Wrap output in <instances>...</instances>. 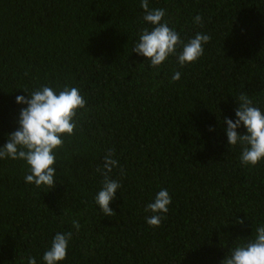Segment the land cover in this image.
Returning a JSON list of instances; mask_svg holds the SVG:
<instances>
[{
    "label": "trees",
    "instance_id": "1",
    "mask_svg": "<svg viewBox=\"0 0 264 264\" xmlns=\"http://www.w3.org/2000/svg\"><path fill=\"white\" fill-rule=\"evenodd\" d=\"M140 4L0 0V147L19 127L24 90L68 85L87 101L57 152L54 188L26 183L24 161L0 160V264H45L54 235L69 231L58 264H221L264 225V159L242 165L223 123L241 93L264 111V0H148L185 42L211 37L195 63L170 56L158 68L132 51L152 27ZM112 149L121 187L108 217L94 197ZM161 189L171 204L152 227L145 208Z\"/></svg>",
    "mask_w": 264,
    "mask_h": 264
},
{
    "label": "clouds",
    "instance_id": "2",
    "mask_svg": "<svg viewBox=\"0 0 264 264\" xmlns=\"http://www.w3.org/2000/svg\"><path fill=\"white\" fill-rule=\"evenodd\" d=\"M140 7L144 12L143 20L152 27L144 28L139 33L132 51L145 57L151 67L158 68L170 56H175L177 63L183 67L195 63L203 55V46L211 40L209 35L197 32L194 38L185 42L169 26L168 21L163 19L166 15L164 9L149 8L148 0H141ZM194 22L202 25V17L197 15ZM178 48L180 51H177ZM180 76L181 73L175 71L171 79L177 81ZM24 91L28 93V97L17 96L16 103L26 107L20 109L18 129L8 134L7 142L0 147V160L10 158L24 161L27 166L25 182L52 189L56 185L54 177L57 152L64 146V137L75 134L78 112L85 109L87 101L77 87L68 85L59 90L49 85H41L32 92ZM236 100L239 104L235 110L236 119L223 120L227 125V141L229 146L240 145L239 159L242 165L255 167L264 159V111L255 106L247 94L241 93ZM241 126L246 129L245 134L237 131ZM114 153V149L110 150L104 157L103 167L97 168L103 180L101 189L94 197L96 205L108 217L116 215L109 205L121 187L118 180L109 176L113 168L119 166L118 161L112 158ZM171 199L167 189L157 192L153 202L145 208L146 212L153 214L146 217L149 226L160 225L164 219L162 214L168 212ZM237 222L243 224L244 221ZM72 225L79 230L80 224L77 220L74 219ZM72 235L70 231L57 232L54 235L50 247L43 254L45 264H58L66 259ZM27 264H37V261L28 256ZM221 264H264V225L256 227L253 238L230 249Z\"/></svg>",
    "mask_w": 264,
    "mask_h": 264
}]
</instances>
